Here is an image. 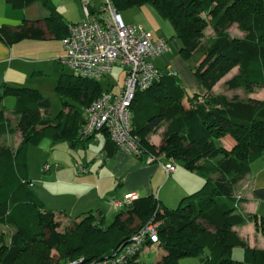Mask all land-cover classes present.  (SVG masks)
Returning a JSON list of instances; mask_svg holds the SVG:
<instances>
[{"label": "trees", "instance_id": "trees-1", "mask_svg": "<svg viewBox=\"0 0 264 264\" xmlns=\"http://www.w3.org/2000/svg\"><path fill=\"white\" fill-rule=\"evenodd\" d=\"M7 1L24 8L38 0ZM41 1L50 11L47 17L24 19L17 26L4 24L0 26V39L12 45L25 38H43L41 23L63 39L72 22H65L51 0ZM113 2L120 11L151 4L172 24L175 37L181 40L184 59L190 62L196 53H202V61L199 59L192 69L207 87V94L190 92L177 73L159 67L161 79L136 94L130 111L133 132L140 137L144 152L139 158L163 155V162L172 161L177 168L182 163L195 170L204 183L182 197L177 207L165 206L155 194L138 196L108 225L100 212L99 217L93 212L76 218L63 214L72 220L60 230L56 216L62 212L45 207L22 170L27 166L30 147L38 145L50 131L56 138L69 141L72 148L85 147L92 137L82 139L79 135L84 123L82 110L99 97L104 87L101 80L60 75L56 90L67 99L59 114L50 117L49 99L38 88L0 84V137L16 131L21 135L16 148L0 146V224L14 228L10 243L0 246V264H64L68 260L87 264L114 255L150 221L159 223L158 244L162 247L150 264H179L183 257H199L202 264H264V248L250 246L234 230V226L252 221L264 235V215L242 214L243 198L235 193L236 183L250 173V164L264 154V99L234 96L230 100L212 92L214 85L237 66L239 71L229 80L230 88L244 87L247 93L264 88V0ZM235 24L245 33L243 36L231 33ZM209 26L215 37L206 46L202 40ZM110 85L106 89H113ZM8 97L15 98V126L2 107ZM164 122L167 126L161 145H150L148 135ZM102 132L109 136L106 130ZM228 138L234 140L231 149L221 145ZM237 246L244 250L243 261L232 256ZM138 258L139 254L128 264H137Z\"/></svg>", "mask_w": 264, "mask_h": 264}, {"label": "crops", "instance_id": "crops-1", "mask_svg": "<svg viewBox=\"0 0 264 264\" xmlns=\"http://www.w3.org/2000/svg\"><path fill=\"white\" fill-rule=\"evenodd\" d=\"M32 4L24 8H16L7 0H0V26L4 24L17 26L24 19H41L50 14L48 9H44L37 14L38 8H34ZM128 11L126 16H123L127 23L141 24L152 31L155 36L164 37L168 40L169 50L166 54L154 59V63L162 69L170 68L176 72L177 76H180L181 84L190 92L197 93L200 96L207 94L208 89L198 80L191 68L192 64L181 55V40L175 37L172 24L162 18L151 5L129 8ZM148 12L151 13L153 19L147 18ZM62 16L66 23L78 22L84 18V13L81 18L74 20L68 19L63 14ZM235 25L237 27V24ZM41 26L44 29L43 38H25L16 41L12 45L0 39V84L6 83L11 86L30 85L35 82L36 77L41 76V74L34 75V72H46L52 63L59 61L64 53L63 44L59 48V43L63 39L56 37L54 32L48 29L44 23H41ZM236 30L239 34L237 32L235 34L238 36L245 34L238 28ZM238 71L239 67H234L214 85L212 92L226 94V91H223L224 86L227 90H233L229 87V80L237 75ZM122 85L123 82L118 91L122 89ZM14 103L15 98L12 112ZM14 117L17 123L15 114ZM11 122L13 126L16 125L12 119ZM165 124L160 133V140L156 143H162V134L167 126V123ZM12 134H16L18 139L14 143L15 145L10 147L16 148L21 140V135L18 131ZM9 135L6 134L0 137V146ZM224 141L231 145L234 143L231 138ZM67 142L70 144L69 141ZM91 143L100 144L99 154L101 152L106 154L103 161L98 160L99 154L92 159H90V156H85L81 162L77 159L73 160L75 163L86 164L89 172L82 173L75 166V163L74 165L63 163L56 167L54 171H52V166L49 170L43 169L45 173L51 172L46 179L47 182H45L48 188L40 191L34 189L33 191L44 202L47 209L62 212V215L66 214L71 218L80 217L89 212H93L98 216L100 212L105 224L108 225L111 220H108L107 216H113V212L116 216L122 210L116 208L113 201L122 199L128 193H136L139 197L155 194L162 201V204L173 208V206L179 204L178 202L182 197L197 191L204 183V179L195 170L187 169L182 163L178 164L175 172L167 174L161 163H147L145 160L120 149L111 137L103 132L97 133L82 148H86ZM248 175L250 177L249 189L243 196L238 195L243 198L240 204V212L246 215H264V154L250 164ZM241 227L245 229L243 233L239 232ZM234 230L250 246L264 248V235L257 231L254 222L248 221L244 225H236ZM250 236H253V242L250 241ZM257 241L260 242V245L256 244ZM147 247L143 249V252Z\"/></svg>", "mask_w": 264, "mask_h": 264}, {"label": "built area", "instance_id": "built-area-1", "mask_svg": "<svg viewBox=\"0 0 264 264\" xmlns=\"http://www.w3.org/2000/svg\"><path fill=\"white\" fill-rule=\"evenodd\" d=\"M92 3L93 0H82L84 18L68 25V34L62 40L64 53L59 62L79 76L95 80L103 79L119 66L125 71V78L120 91L104 89L82 110L84 123L79 135L82 139H93L97 133L106 130L120 149L139 158L144 152L140 137L133 132L130 105L138 92L147 90L161 79L162 70L154 59L166 54L169 43L141 24L127 23L113 0H97L95 7ZM167 71L176 74L170 68ZM105 158L104 152L98 156L100 161ZM162 158L163 155L147 154L145 161L163 163L167 174L177 170L176 163L163 162ZM75 166L82 173L89 172L86 164L76 162ZM50 168V164L44 166V170ZM137 198L136 193H128L122 199L114 200L113 205L122 209ZM159 234V223L150 221L114 255L92 259L87 264H128L149 244H158ZM80 262L82 260H68L64 264Z\"/></svg>", "mask_w": 264, "mask_h": 264}, {"label": "rangeland", "instance_id": "rangeland-1", "mask_svg": "<svg viewBox=\"0 0 264 264\" xmlns=\"http://www.w3.org/2000/svg\"><path fill=\"white\" fill-rule=\"evenodd\" d=\"M51 1L54 3L56 9L59 12H61L68 19L74 20L77 18L79 19L83 16L84 9H83V5H82V0H77V2H76V0H65V1L51 0ZM96 5H97V0H94V2L92 3V7H95ZM145 5H151V4H145ZM32 6L34 8H36V7L38 8V10L36 11L37 14L41 13V11L44 9L45 10L48 9L47 7H45L43 5L41 0L34 2L32 4ZM33 7H31V8H33ZM128 10L129 9L121 10V13L123 14L124 17L129 12ZM147 18L153 19V17L151 16V13L148 12ZM169 24H171V23H169ZM236 28H237L236 25H234V27L233 26L231 27L230 31L232 34H235V32L238 33ZM240 34H242V33H240ZM214 37H215V31L213 30L212 27L209 26L205 30L202 43L207 46L209 44V42ZM55 41H57V40H55ZM61 44H63V41H61V43H59V48L62 47ZM199 59H200V61H202L201 60L202 59V53H196L195 56L192 57L190 63L192 65L198 64L200 62ZM191 64H190V66H191ZM191 68H192V66H191ZM62 74H68V75H74V76L78 75L79 76V74L76 73V71H74L70 67L62 65L59 61H57V62H54L51 64V66L48 68V70L46 72H44V75L36 77V80L34 83L27 85L30 87L32 86V87L38 88L42 92V94L46 98L49 99L50 108H49L48 114L50 117H55L59 114L60 110L63 107V101H65V99H67V98L61 97L59 92L56 90L57 80L59 79L60 75H62ZM124 78H125L124 70L121 67L117 66V67H115V69L113 70V72L111 74H108L105 77H103V79H101L100 82H101L102 86L104 87V89H106V87H108L109 84H111L113 90L118 91L123 80H124ZM179 79H180V76H179ZM182 82H183V80H182ZM111 85L109 88H111ZM231 89H233V90H227L225 86L223 87V91H226V94H224V95H226L227 98L230 100L234 96H237L239 99H242V100H247L248 98H256V99L264 98V89L261 87H256L254 89V91L251 93H247L245 88L237 87V88H231ZM13 100H14V97L6 98V100L3 102L4 104L2 107L4 108L5 114L8 117V119L10 121L12 119L14 121V124H16V119L14 117V113L11 111L13 108ZM75 105L81 110V106L79 104L75 103ZM165 125H166L165 122L162 123L158 127V129L152 131L148 135V140H149L150 145H153L155 147H159L161 145V144L156 143V142H159L160 133L164 129ZM17 139L18 138H17L16 134L11 133L9 136L6 137V139L4 140V143L2 145L14 146L15 145L14 143L17 141ZM221 145H224L228 149L232 148L231 144H227L225 141H223V144H221ZM99 150H100V144H94V143L89 144V146H87L86 148H82V147L72 148L70 146V144L65 139L56 138L53 135V132L50 131L48 133V135L38 145H33L30 147L28 163H27L26 168L23 169L22 172L24 173L23 175H25L27 177V179L32 181L31 187L33 188V190L34 189L39 190V191L44 190V188H48L45 182H47L46 179L49 176V174H51V172L45 173L43 171V169H44L43 167L46 164H50L53 167L52 171H54V169L56 167L62 165L63 163H71L72 165H74V163H75V161H73L74 159H77L80 162L83 161L82 159L85 156L86 157L90 156L91 157L90 159H92L93 157H96L99 154ZM248 176L249 175L247 174L243 179H241L240 181H238L236 183L235 193L237 195L243 196L248 191L249 186H250V177H248ZM177 205H175L173 207H177ZM102 209H104V208H102ZM57 213H59V212H57ZM113 213H112L113 216H110L111 218L109 216H107V219L111 220V222L115 217V214H113ZM56 218L61 223L60 230H64L66 228V226L69 225V223H71V220H72L71 218H69L67 216H63V215H59V214H57ZM244 224H242V225H244ZM239 225H241V224H239ZM244 231H245L244 227L239 228V232L243 233ZM13 232H14V228L12 226H9L6 224H0V246L3 243H7V244L10 243V237H11V234ZM250 237H251L250 241L253 242V238H252L253 236H250ZM256 244L260 245V242L257 241ZM161 248L162 247L159 244L149 245L144 250V252L142 251L139 254L137 264H150L152 262L154 263L156 258L159 256L160 251L162 250ZM52 254L53 255L56 254V251H53ZM232 256L235 259L243 261L244 260L243 248L240 246L234 247L232 250ZM62 261H63V259L60 262H62ZM179 264H202V262H201L199 257H183L179 260ZM244 264H249V263L245 262Z\"/></svg>", "mask_w": 264, "mask_h": 264}]
</instances>
